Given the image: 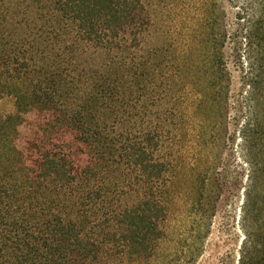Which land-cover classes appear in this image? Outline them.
Instances as JSON below:
<instances>
[{
  "label": "trees",
  "instance_id": "16d2710c",
  "mask_svg": "<svg viewBox=\"0 0 264 264\" xmlns=\"http://www.w3.org/2000/svg\"><path fill=\"white\" fill-rule=\"evenodd\" d=\"M155 17L162 42L147 45ZM219 18V0H0V77L17 98L16 112H0V264L154 256L171 211L169 146L187 124L230 116ZM254 25L238 129L250 166L239 264H264V11ZM24 100L74 132L85 163L53 138L30 155L19 148Z\"/></svg>",
  "mask_w": 264,
  "mask_h": 264
},
{
  "label": "rangeland",
  "instance_id": "374dc122",
  "mask_svg": "<svg viewBox=\"0 0 264 264\" xmlns=\"http://www.w3.org/2000/svg\"><path fill=\"white\" fill-rule=\"evenodd\" d=\"M219 2L220 31L222 35L226 32L223 52L232 77L230 98L225 103L230 116L214 126L187 124L169 146L174 160L165 199L171 211L165 235L145 264H239L248 239L250 221L245 214V194L250 166L238 129L247 110L246 73L258 60L254 22L264 11V0ZM154 22L156 27L147 37V45L162 42L156 37L160 19L155 17ZM15 89L8 79L0 77L1 113L17 111ZM21 109L23 117L17 135L20 149L30 155L42 141L53 138L79 163H85V146L74 132L66 126L55 129L48 124L50 110L27 100L21 101Z\"/></svg>",
  "mask_w": 264,
  "mask_h": 264
}]
</instances>
